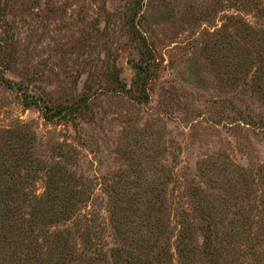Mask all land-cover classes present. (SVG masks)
<instances>
[{
    "label": "rangeland",
    "instance_id": "obj_1",
    "mask_svg": "<svg viewBox=\"0 0 264 264\" xmlns=\"http://www.w3.org/2000/svg\"><path fill=\"white\" fill-rule=\"evenodd\" d=\"M0 79L33 241L61 234L69 264H264V0H0Z\"/></svg>",
    "mask_w": 264,
    "mask_h": 264
},
{
    "label": "trees",
    "instance_id": "obj_2",
    "mask_svg": "<svg viewBox=\"0 0 264 264\" xmlns=\"http://www.w3.org/2000/svg\"><path fill=\"white\" fill-rule=\"evenodd\" d=\"M147 69H149L148 61H144V63L138 66L136 79H140L141 83L143 82V78H141L140 73ZM0 82L3 83L4 79H0ZM138 99H142V96H139ZM47 115V112H44V117L49 119L51 116ZM8 134L5 132L4 135V129L0 130V264L74 263L75 258L72 256V252H68V239L61 234H54L56 246L53 250L47 248L44 243L32 240L33 218L38 212L36 210L27 212L25 209H22L20 202L28 199L30 193L28 191L24 192L23 188L15 186L17 182L21 183L20 176H23L18 168L16 169L17 157L20 156L19 159H23L22 168L30 165L31 161L26 156L27 150L25 151V147L18 146L14 149L9 148L6 149L7 151L4 150V145L9 142L11 136L8 139ZM12 136L16 137L18 135ZM18 138L21 137L19 136ZM4 141L8 142L4 144ZM10 151H13L12 154ZM15 154H18L16 158H14ZM26 174V176H29V173ZM66 191L57 189V187L52 190L48 188V193H46V196L49 198L48 202L52 203L58 199L61 202L68 201L70 196L74 194L71 190H68L71 194H68ZM63 192H65V195L61 196L60 194ZM64 206L67 207V205ZM26 215H29L30 218L26 217ZM56 247H59L60 250L58 251ZM180 256L187 258L183 250H180ZM141 264H146V262L142 259ZM184 264H188L187 260Z\"/></svg>",
    "mask_w": 264,
    "mask_h": 264
}]
</instances>
